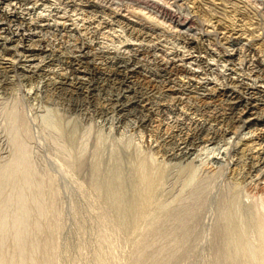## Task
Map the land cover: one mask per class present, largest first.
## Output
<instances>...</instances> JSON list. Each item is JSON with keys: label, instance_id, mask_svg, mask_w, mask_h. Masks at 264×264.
<instances>
[{"label": "rangeland", "instance_id": "obj_1", "mask_svg": "<svg viewBox=\"0 0 264 264\" xmlns=\"http://www.w3.org/2000/svg\"><path fill=\"white\" fill-rule=\"evenodd\" d=\"M100 4L96 9L86 7V0L5 5L17 19H0L6 31L1 34L11 38L6 42L0 36V65L14 67L0 74V264H264V169L248 167V152L264 125L230 121L225 127L230 135L219 132L211 139L207 133L194 159H174L175 143L194 127L195 117L225 113V103L197 110L196 99L178 84L176 95L153 94L155 112L144 125V114L123 118L112 106L121 92L118 84L104 80L98 70L84 75L66 65L67 57L81 54L83 47L98 66L134 61L154 78L158 60L194 61V96L233 88L238 84L232 78L264 86V73L252 64L259 55L264 65V0ZM226 24L258 35L263 44H255L261 45L258 53L244 39L224 42L220 32ZM189 38L205 47L189 45ZM77 74L97 90L88 95L59 87L62 77ZM179 95L182 104L176 102ZM216 155L222 158L213 159ZM222 246L237 247L228 248L236 252Z\"/></svg>", "mask_w": 264, "mask_h": 264}, {"label": "bare ground", "instance_id": "obj_2", "mask_svg": "<svg viewBox=\"0 0 264 264\" xmlns=\"http://www.w3.org/2000/svg\"><path fill=\"white\" fill-rule=\"evenodd\" d=\"M35 0H0V19L6 20L9 18L14 17V19H17V14L15 11H9L5 8V5H10V4H14V5H20L24 6L25 4H30L33 3ZM160 1V0H159ZM174 1V0H172ZM196 1V0H195ZM58 2V1H57ZM61 2V1H60ZM162 2V1H161ZM165 2V1H164ZM149 3V2H148ZM193 3V2H192ZM86 4H88V6L86 5V7L89 8H98L101 7L100 4V0H86ZM104 4V3H103ZM160 4V3H159ZM195 4V3H194ZM69 5V4H68ZM121 5V4H120ZM129 5V4H128ZM108 6V5H107ZM143 6V5H142ZM14 7V6H13ZM76 7V6H75ZM123 7V6H122ZM137 7V6H136ZM168 7V6H167ZM231 7V6H230ZM247 7V6H246ZM254 7V6H253ZM264 7V6H263ZM262 7V8H263ZM9 8V7H7ZM17 8V7H16ZM95 8V9H96ZM171 8V6H170ZM22 9V8H21ZM30 9V8H29ZM66 9V8H65ZM107 9V8H106ZM226 9V8H224ZM261 9V8H260ZM94 10V9H92ZM108 10V9H107ZM249 10V9H248ZM99 11V10H98ZM155 11V10H154ZM229 11V10H228ZM18 12V11H17ZM21 12V11H20ZM59 12V11H58ZM162 12V11H161ZM168 12V11H167ZM259 12V11H258ZM169 13V12H168ZM49 14V13H48ZM121 14V13H120ZM127 14V13H126ZM167 14V13H166ZM177 14V13H176ZM217 15L219 14L216 13ZM214 14V15H216ZM263 14V13H262ZM261 14V15H262ZM20 15V14H19ZM36 15V14H35ZM90 15V13H89ZM119 15V14H118ZM125 15V14H124ZM135 15V14H133ZM197 15V14H196ZM228 15V14H227ZM97 16V15H96ZM129 16V15H128ZM137 16V15H136ZM151 16V15H150ZM180 16V15H179ZM178 16V17H179ZM224 16V15H223ZM61 17V16H60ZM124 17V16H123ZM126 17V16H125ZM148 17V16H147ZM234 17V16H233ZM24 18V17H23ZM142 18V16H141ZM163 18V17H162ZM180 18V17H179ZM223 18V17H222ZM226 18V17H225ZM235 18V17H234ZM245 18V17H244ZM26 19V18H25ZM140 19V18H139ZM146 19V17H145ZM177 19V18H175ZM209 19V18H208ZM218 19V18H217ZM263 19V18H262ZM10 20V19H9ZM28 20V19H27ZM137 20V19H136ZM134 20V22H138ZM142 20V19H141ZM180 20V19H179ZM197 20V19H196ZM101 21V20H100ZM161 21V20H160ZM187 21V20H186ZM193 21V20H192ZM191 21V22H192ZM202 21V20H201ZM204 21V20H203ZM214 21V20H213ZM241 21V20H240ZM250 21V20H249ZM6 22V21H5ZM21 22V20H20ZM41 22V21H40ZM83 22V21H82ZM95 22V21H94ZM113 22V21H112ZM162 22V21H161ZM173 22V21H172ZM200 22V21H199ZM208 22V21H207ZM223 22V21H221ZM19 23V22H18ZM25 23V22H23ZM27 23V22H26ZM25 23V24H26ZM149 23V22H148ZM153 23V22H152ZM159 23V21H158ZM193 23V22H192ZM191 23V24H192ZM211 23V21H210ZM209 23V25H210ZM218 23V22H217ZM2 24L4 23H0V25L2 26ZM29 24V23H28ZM130 24V23H129ZM143 24V23H142ZM157 24V23H156ZM161 24V23H160ZM189 24V23H188ZM204 24V23H203ZM208 24V23H205ZM212 24V23H211ZM215 24V23H214ZM213 26H216L214 25ZM223 24V23H222ZM255 24V23H254ZM119 25V24H118ZM155 25V24H154ZM178 25V24H177ZM182 25V24H181ZM185 25V24H184ZM234 25V24H233ZM228 26V24H226L222 29L223 32H220L223 34V36L221 37L224 42L226 41H240L242 39H244L245 41L248 42V44L250 45L251 48V52L254 54H257L258 51L257 49L264 44H262L260 38H258V35H255L253 32L247 34L246 31L239 33V31L236 28H233ZM9 26V25H8ZM79 26V25H78ZM104 26V25H103ZM158 26V25H157ZM156 26V27H157ZM187 26V25H186ZM212 26V25H211ZM212 26V28H213ZM223 26V25H222ZM242 26V25H241ZM255 26V25H254ZM4 27V26H3ZM100 27V26H99ZM155 27V28H156ZM159 27V26H158ZM171 27V26H170ZM182 27V26H181ZM194 27V26H193ZM192 27V28H193ZM205 27V26H204ZM250 27V26H249ZM6 28V27H5ZM8 28V27H7ZM14 28V27H13ZM66 28V27H65ZM77 28V27H76ZM188 28V26H187ZM241 28V27H240ZM243 28V27H242ZM251 28V27H250ZM4 29V28H2ZM2 29L0 28V36L1 39H3L6 42L11 41V38H8L6 36H3L1 33L2 32H6L5 29L4 31H2ZM159 29V28H158ZM198 29V28H197ZM204 29V28H203ZM215 30V28H213ZM249 29V28H248ZM8 30V29H7ZM39 30V29H38ZM60 30V29H59ZM151 30V29H150ZM167 30V29H166ZM191 30V29H190ZM245 30V28H244ZM250 30V29H249ZM252 30V29H251ZM102 31V30H101ZM206 31V30H205ZM204 31V32H205ZM25 32V31H24ZM186 32V31H185ZM193 32V31H192ZM203 32V31H202ZM201 32V34H202ZM207 32V31H206ZM205 32V33H206ZM215 32V31H214ZM217 31V33H219ZM184 33V32H183ZM102 34V33H101ZM193 34V33H192ZM190 34V35H192ZM199 34V33H198ZM259 34V33H258ZM261 34V33H260ZM264 34V33H263ZM12 35V34H11ZM208 35V34H207ZM211 35V34H210ZM101 36V35H100ZM209 36V35H208ZM97 37V36H96ZM144 37V36H143ZM185 37V36H184ZM195 37V36H194ZM219 37V38H220ZM264 37V36H263ZM53 38V37H51ZM199 38V37H198ZM218 38V37H217ZM13 39V38H12ZM203 39V38H202ZM213 39V38H212ZM22 40L26 41V38H22ZM204 40V39H203ZM28 41V40H27ZM202 41V40H201ZM263 41V40H262ZM57 42V41H56ZM223 42V41H222ZM242 42V41H241ZM11 43V42H10ZM75 43V42H74ZM142 43V42H141ZM187 43L193 47L196 48H203L204 46V42L201 43L198 39L195 38H189ZM187 44V45H188ZM206 44V43H205ZM218 44V43H217ZM223 44V43H222ZM242 44V43H241ZM255 44H261L259 47H256ZM84 45V44H83ZM91 45V44H90ZM213 45V44H212ZM27 46V45H26ZM218 46V45H217ZM226 46V45H225ZM43 47V46H42ZM88 47V46H87ZM26 48V47H25ZM31 48V46H30ZM29 48V49H30ZM52 48V47H51ZM207 48V47H206ZM229 48V47H228ZM82 49V53L78 54V55H73V56H69L66 59V65L68 67L71 68L72 72L75 73H81V74H93V71H99V73L101 75L104 76V80L108 81V82H114L116 84L119 85V87L121 88V92L118 94V97L116 96L115 99H113L114 101L111 102V104H113L112 106L116 109V111H118L120 113V116L127 117L129 115H133L136 113H142L144 114L142 117V124L144 125H148L150 124V120H151V115H154L155 112V108L153 105V101H152V96L153 94H161L164 96H170V95H176L179 90H181L182 88L184 89V91H187V96H189L190 98L194 97L196 99L198 108L197 110H204V109H210L213 107H219V103L222 102L223 104H226V108H225V113H221L219 115L215 114V115H206L204 117H195L194 121H193V126L192 128H188V132L186 133V135L182 138H180L177 143H175V147H174V152L172 154V158L174 159H178V160H189L190 158H193V156L197 153V144H199L200 142H202L203 140V136L207 133L212 134L211 139L216 137V134H218L219 132L222 134H229L231 133V130L225 128L227 124H229L228 122L232 121L233 124H240V123H244L245 125H258L259 127L261 125H264V86L262 85H255V84H250L248 83L245 79H231V83H236L238 85H236L235 87H223V88H219L218 91L216 92V94H212V95H204V96H194L192 93H194V90L197 89L198 87V83L196 82V80L194 79L195 75L197 74V70H195V68L192 67L193 64H195L194 61H185V59H176V60H158L156 61V65L158 68V77H161V79L154 78L155 76H153L152 74H144L141 72V70L139 69V66H137V63H134V61H122V60H116L113 63H111V65H109L108 63H105L104 66H98L97 64H94L93 62L90 61V59H92L91 54L87 51H85V48L81 47ZM93 49V48H92ZM151 49V48H150ZM155 49V48H154ZM223 49V48H222ZM230 49V48H229ZM28 50V49H27ZM41 50V49H40ZM89 50V49H88ZM137 52L141 53L142 50L140 49H135ZM156 50V49H155ZM162 50V49H161ZM204 50V49H203ZM26 51V50H25ZM197 51V50H196ZM55 52V51H54ZM102 52V51H101ZM208 52V51H207ZM212 52V51H211ZM218 52V51H217ZM233 52V51H232ZM242 52V51H241ZM66 53V52H65ZM138 53V54H139ZM68 54V53H67ZM71 54V53H70ZM74 54V53H73ZM149 54V53H148ZM159 54V53H158ZM230 54V53H229ZM233 54V53H232ZM237 53H235L234 55L236 56ZM60 55V54H59ZM129 55V54H128ZM108 56V55H107ZM180 56V55H179ZM193 56V55H192ZM201 56V55H200ZM240 56V55H239ZM255 56V55H254ZM95 57V55H94ZM117 57V56H116ZM50 58V57H49ZM58 58V57H57ZM111 58V57H110ZM172 58V57H170ZM181 58V57H180ZM203 58V57H202ZM255 58V57H254ZM257 58V59H256ZM256 58L253 60L256 67L259 69V72H263L264 73V65L261 63L260 57L259 55H256ZM192 59V58H191ZM5 60V59H4ZM157 60V59H156ZM166 60V59H165ZM200 60V59H199ZM138 61V60H137ZM232 61V60H231ZM234 61V60H233ZM232 61V62H233ZM264 62V61H263ZM197 63V62H196ZM243 63V61H242ZM155 65V66H156ZM16 66V65H15ZM145 66V65H144ZM24 68V66L22 67ZM57 68V67H56ZM141 68V67H140ZM153 68V67H152ZM200 68V67H199ZM250 68V67H249ZM14 67L12 64H8V63H4L2 65H0V74H8L9 72L13 71ZM59 69V68H58ZM198 69V68H197ZM25 70V68H24ZM38 70V69H37ZM42 73L45 70L39 69ZM57 70V69H56ZM70 70V69H69ZM145 71V70H144ZM28 72V70H27ZM36 72V71H35ZM199 72V71H198ZM258 71H255V73H257ZM38 74H40V72H37V76ZM95 74V73H94ZM32 75V74H30ZM199 75V74H198ZM255 75V74H254ZM264 75V74H263ZM78 77L76 78H71L68 76L62 77L61 81L59 82V87L61 88H65L67 86H71L74 87L76 90H78L80 93L86 94L88 93L91 94L93 93L95 90H97V88L99 86H95V84L88 79L87 77H81L77 74ZM194 76V77H193ZM239 76V75H238ZM1 77V76H0ZM31 77V76H30ZM197 77V76H196ZM230 77V76H229ZM37 79V78H36ZM198 79V78H197ZM263 80V79H262ZM229 82V83H230ZM58 83V82H57ZM180 86L181 89L176 88V85ZM106 85V84H105ZM235 85V84H234ZM69 88V87H68ZM206 88V87H205ZM4 89V88H3ZM101 89V88H100ZM182 89V90H183ZM142 90V91H141ZM143 90L147 91V92H143ZM217 90V89H216ZM75 93V92H74ZM115 95V94H114ZM160 96V95H159ZM105 97V96H104ZM255 98V99H254ZM176 102L179 104H182V100L183 97L182 96H175ZM97 101V100H96ZM156 101V100H155ZM99 103V102H98ZM159 103V102H158ZM171 103V102H170ZM190 105V104H189ZM156 106V105H155ZM170 106V105H169ZM175 107V106H174ZM195 107V106H194ZM100 108V107H99ZM112 108V107H111ZM221 108V107H220ZM224 108V107H223ZM70 109V108H69ZM94 109V108H93ZM172 109V108H171ZM215 109V108H214ZM224 110V109H223ZM222 110V111H223ZM212 111V110H211ZM87 112V111H86ZM198 112V111H197ZM218 112V111H217ZM221 112V111H219ZM263 113L262 116H254V114L257 113ZM85 113V112H84ZM157 113V110H156ZM213 113V112H212ZM216 113V112H215ZM196 114V113H195ZM206 114V113H205ZM197 115V114H196ZM194 116V115H193ZM199 116V115H197ZM94 117V115H93ZM101 118V117H100ZM136 118V117H135ZM193 119V117H192ZM87 120V119H86ZM158 121V120H157ZM185 121V120H184ZM113 124V123H112ZM186 125V124H184ZM243 126V125H241ZM229 128V126H227ZM261 132L259 133V135L257 136V141L255 142L254 146L252 149L249 150L248 152V167L251 168L252 171L256 172V171H261L262 169H264V129L261 128ZM182 130V129H180ZM176 131V130H175ZM183 131H185V129H183L181 131V133H183ZM247 133V132H246ZM183 135V134H182ZM243 135V134H242ZM252 136V135H251ZM250 136V137H251ZM160 137V136H159ZM165 137V136H164ZM222 137V136H221ZM220 138V136H219ZM242 138V137H241ZM240 139V138H239ZM160 140V139H159ZM177 140V139H176ZM217 140V139H216ZM163 141V140H162ZM159 142V141H158ZM172 142V141H171ZM207 142V141H206ZM212 142V141H211ZM242 142V141H241ZM163 143V142H162ZM253 143V142H252ZM251 143V144H252ZM159 144V143H158ZM240 144V141H239ZM151 145V144H150ZM241 145V144H240ZM153 147V146H152ZM151 147V148H152ZM224 147V146H223ZM246 147V146H245ZM249 147V146H248ZM20 148V147H18ZM164 148V147H163ZM22 149V148H20ZM26 149V148H25ZM26 152V151H25ZM221 152V151H220ZM236 152V150H235ZM21 153V152H20ZM166 153V152H165ZM209 153V152H207ZM213 154V153H212ZM219 154V153H218ZM22 155V154H21ZM167 155V154H166ZM243 155V154H242ZM210 157V156H209ZM219 155H216L213 157V159L215 160H220ZM194 159V158H193ZM197 159V158H196ZM23 160V158H22ZM21 160V161H22ZM228 160V159H227ZM193 161V160H192ZM18 162V161H17ZM20 162V161H19ZM179 163V162H178ZM177 163V164H178ZM189 163V162H188ZM195 163V162H194ZM222 163V162H221ZM224 163V162H223ZM245 163V162H244ZM227 164V163H226ZM170 165V164H169ZM193 165V164H192ZM244 165V164H243ZM184 166V165H183ZM188 166H190L188 164ZM242 166V165H241ZM171 167V166H170ZM181 167V166H180ZM172 168V167H171ZM228 168V167H227ZM247 168V167H246ZM170 169V168H169ZM220 170V169H219ZM218 170V171H219ZM222 170V168H221ZM158 171V170H157ZM171 171V170H170ZM160 172V171H159ZM167 172V170H166ZM250 172V171H249ZM155 173V172H154ZM161 173V172H160ZM169 173V170H168ZM260 173V172H259ZM156 174V173H155ZM165 174V173H164ZM217 174V173H216ZM158 175V172H157ZM156 175V177H157ZM171 175V174H170ZM245 176V175H244ZM168 177V176H166ZM155 177H153L154 179ZM158 178V177H157ZM161 178V176L159 177ZM165 179V178H164ZM162 180V179H161ZM154 181V180H153ZM160 181V180H159ZM163 181V180H162ZM155 183H156V179H155ZM160 183V182H159ZM115 184V183H114ZM158 184V183H156ZM155 184V185H156ZM164 185V183H163ZM112 186V184H111ZM161 186V185H160ZM159 186V187H160ZM156 188H158L157 186H154ZM164 187V186H163ZM115 188V187H114ZM152 189V188H151ZM150 189V190H151ZM155 189V188H154ZM163 189V188H162ZM156 190V189H155ZM110 191V190H109ZM157 191V190H156ZM117 192V191H116ZM154 193V192H153ZM157 193V192H156ZM160 193V192H159ZM162 193V192H161ZM112 194V192H111ZM223 194V193H222ZM120 195V194H119ZM161 195V194H160ZM203 195V194H202ZM114 196V194H113ZM116 196V195H115ZM138 196V195H137ZM204 196V195H203ZM207 196V195H206ZM152 197V196H151ZM201 197V196H200ZM223 197V196H222ZM219 198V197H218ZM159 199V198H158ZM225 199V198H224ZM259 199V198H258ZM160 200V199H159ZM196 200V199H195ZM229 200V198H228ZM150 201H152V199H150ZM192 201V200H191ZM194 201V200H193ZM160 202V201H159ZM201 202V200H200ZM204 202V201H203ZM217 202V201H216ZM224 202V201H223ZM232 202V201H231ZM191 203V202H190ZM219 203V202H218ZM227 203V200L226 202ZM263 203V202H262ZM147 204V203H146ZM156 204V203H154ZM192 204V203H191ZM152 205V204H151ZM149 205V206H151ZM197 205V204H196ZM195 205V206H196ZM221 205V204H220ZM219 205V206H220ZM224 205V204H223ZM226 205V204H225ZM146 206V205H145ZM148 206V207H149ZM156 206V205H154ZM194 206V205H193ZM218 206V204H217ZM263 206V204H262ZM152 207V206H151ZM160 207V206H159ZM206 207V206H205ZM228 207V206H227ZM226 207V208H227ZM236 207V206H235ZM150 208V207H149ZM155 208V207H154ZM161 208V207H160ZM224 208V207H223ZM232 208V206H231ZM156 209V208H155ZM159 209V208H157ZM217 209V208H216ZM220 209L221 206H220ZM226 210V209H225ZM231 210V209H230ZM145 211V210H144ZM148 211V210H147ZM157 211V210H156ZM169 211V210H168ZM181 211V210H180ZM185 211V210H184ZM188 211V210H186ZM196 211V210H195ZM194 211V212H195ZM202 211V210H201ZM219 211V210H218ZM221 211V210H220ZM229 211V210H228ZM232 211V210H231ZM237 211V210H236ZM235 211V212H236ZM154 212V211H151ZM230 212V211H229ZM258 212V210H257ZM157 213V212H156ZM170 213V212H169ZM168 213V214H169ZM178 213V212H177ZM185 213V212H184ZM183 213V214H184ZM192 213V211H191ZM191 213H187L189 216H191ZM204 213V212H203ZM218 213V212H217ZM224 213V211H223ZM234 213V212H232ZM230 212V214H232ZM259 213V212H258ZM262 213V212H261ZM171 214V213H170ZM226 214V213H225ZM229 214V213H228ZM236 214V213H235ZM255 214V213H254ZM257 214V213H256ZM255 214V215H256ZM151 215V214H150ZM167 215V213H166ZM187 215V216H188ZM194 215V214H193ZM197 215V214H196ZM203 215V214H202ZM201 215V216H202ZM259 215H261L259 213ZM264 217V214H262ZM170 216V215H169ZM230 216V215H229ZM237 216V215H236ZM156 217H158L156 215ZM155 217V218H156ZM227 217V216H226ZM257 217V216H256ZM261 217V216H260ZM155 218L154 221H155ZM161 218V217H160ZM165 218V216L163 217ZM181 218V217H179ZM192 218V217H191ZM221 218V217H219ZM218 218V219H219ZM225 218V217H224ZM223 218V219H224ZM230 218V217H229ZM262 218V217H261ZM260 218V219H261ZM124 219V218H123ZM158 219V218H157ZM217 219V220H218ZM228 219V218H226ZM225 219V220H226ZM264 219V218H263ZM129 220V219H128ZM164 219H162L163 221ZM167 220V219H165ZM172 220V218H171ZM179 220V219H178ZM197 220V219H196ZM256 220V219H255ZM184 221V220H182ZM193 221V220H192ZM199 221V220H198ZM220 221V220H219ZM228 221V220H227ZM232 221V220H231ZM229 221V222H231ZM234 221V220H233ZM257 221V220H256ZM262 221V219H261ZM259 222L258 224L260 225ZM158 222V220L156 221ZM185 222V221H184ZM187 222V221H186ZM185 222V223H186ZM191 222V221H190ZM182 224H184L183 222H181ZM189 223V222H188ZM194 223V221H193ZM192 223V224H193ZM222 223V222H221ZM233 223V222H231ZM197 224V222H196ZM199 224V222H198ZM197 224V226H198ZM216 224V221H215ZM229 224V223H228ZM264 224V223H263ZM151 225V224H150ZM188 225V224H186ZM186 225L184 226L186 228ZM194 225V224H193ZM192 225V226H193ZM224 225V224H223ZM222 225V226H223ZM227 225V224H226ZM218 226V225H217ZM262 226V225H261ZM183 227V229H184ZM220 227V226H219ZM263 227V226H262ZM188 228V226H187ZM186 228V230H187ZM192 228V227H191ZM195 228V227H194ZM216 228V225H215ZM222 228V227H220ZM190 229V228H189ZM196 229V228H195ZM194 229V230H195ZM219 228H217L218 230ZM185 230V231H186ZM215 230V229H214ZM263 230V228H262ZM170 231V230H169ZM184 231V230H182ZM215 232V231H214ZM217 232V231H216ZM187 233V231H186ZM189 233V232H188ZM191 233V232H190ZM193 233V232H192ZM191 233V234H192ZM185 234V233H184ZM214 234V233H213ZM176 235V234H175ZM194 235V234H193ZM179 236V235H178ZM220 236V235H219ZM218 236V237H219ZM191 237V236H190ZM189 237V238H190ZM263 237V234H262ZM182 238V237H181ZM186 238V237H185ZM188 239V236H187ZM223 239V238H222ZM184 240V239H183ZM221 240V239H220ZM225 240V239H224ZM227 241V240H226ZM184 242V241H183ZM185 242H187V240H185ZM220 242V241H219ZM225 242V241H223ZM182 244V242H181ZM186 244V243H185ZM221 244V243H220ZM226 244V243H223ZM233 244V243H232ZM242 244V243H241ZM217 245V244H216ZM228 245V244H226ZM230 245V244H229ZM239 245V244H237ZM183 247V246H182ZM185 247V246H184ZM218 249H220L219 246H217ZM216 247V248H217ZM232 247V246H231ZM235 247V246H234ZM222 248H226L225 251H231L233 249L236 248H229V246H222ZM229 248V250H228ZM239 248V247H238ZM241 248V247H240ZM222 249V251H223ZM243 249V247H242ZM241 249V251H242ZM239 250V249H238ZM218 251V250H217ZM224 251V252H225ZM234 251V250H233ZM236 252V251H235ZM232 252V253H235ZM217 253V252H216ZM226 253V252H225ZM229 253V252H228ZM227 253V254H228ZM231 252L229 254H232ZM218 254V253H217ZM216 254V255H217ZM222 254V253H221ZM220 257L217 255L218 258H221L220 260L224 258V255L226 254H222V257ZM228 254V255H229ZM238 254V252L236 253ZM226 256L227 258L232 256ZM233 257V256H232ZM226 258V259H227Z\"/></svg>", "mask_w": 264, "mask_h": 264}]
</instances>
